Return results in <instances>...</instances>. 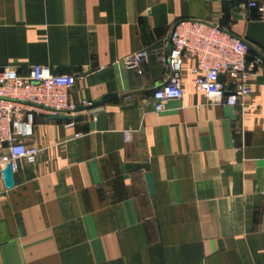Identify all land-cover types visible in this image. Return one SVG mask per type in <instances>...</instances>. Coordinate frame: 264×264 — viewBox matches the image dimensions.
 Wrapping results in <instances>:
<instances>
[{
	"label": "crops",
	"instance_id": "crops-1",
	"mask_svg": "<svg viewBox=\"0 0 264 264\" xmlns=\"http://www.w3.org/2000/svg\"><path fill=\"white\" fill-rule=\"evenodd\" d=\"M258 2L0 0V68L74 74L76 102L114 94L80 120L34 113L38 159L0 185V264H264V62L234 120L194 89L192 58L183 96L151 104L175 21L219 24L264 55ZM142 48L147 59L126 68Z\"/></svg>",
	"mask_w": 264,
	"mask_h": 264
},
{
	"label": "built area",
	"instance_id": "built-area-1",
	"mask_svg": "<svg viewBox=\"0 0 264 264\" xmlns=\"http://www.w3.org/2000/svg\"><path fill=\"white\" fill-rule=\"evenodd\" d=\"M245 1L263 10L258 0ZM168 41V51L160 54L165 78L151 95L155 111H161L166 101L183 96L181 69L186 58L193 60V87L206 103L233 108L241 105L242 97L251 92L247 80L254 74L255 67L264 62V55H251V46L245 39L203 19H178L171 26ZM147 56V49L142 48L127 54L122 61L126 68L138 70ZM221 76L225 79L221 80ZM75 79L74 74L54 73L45 64L32 65L28 74H21L10 66L0 68V185L4 184V163L9 162L14 173L20 161L31 164L38 159L40 148L27 142L35 112L49 116L74 115L77 106L91 105L92 102L85 99L79 102L72 99ZM236 130L243 136L242 112L238 115Z\"/></svg>",
	"mask_w": 264,
	"mask_h": 264
},
{
	"label": "water",
	"instance_id": "water-1",
	"mask_svg": "<svg viewBox=\"0 0 264 264\" xmlns=\"http://www.w3.org/2000/svg\"><path fill=\"white\" fill-rule=\"evenodd\" d=\"M220 79L222 80L223 78L220 77ZM113 96H114V94H107V95L103 96L102 98H100L99 100L92 102L91 105H95V104H98L101 102H105V101L109 100L110 98H112ZM88 107L89 106L79 105V106H77L76 110H82V109H86ZM224 111H225L226 115L228 117H230L231 119L234 120L236 118L234 108L232 106L225 105ZM49 118L50 119H56V120H80L83 118V116L82 115L73 116V115H69V114H60V115H54V116L50 115ZM129 166L132 168H135V167H137V164L130 163ZM2 173H3V181H4L5 186L11 187L13 185L14 180H13V172L11 170V166H10L9 162H6L2 165ZM145 176L147 179L150 194H153V184H152L150 172L147 171Z\"/></svg>",
	"mask_w": 264,
	"mask_h": 264
}]
</instances>
